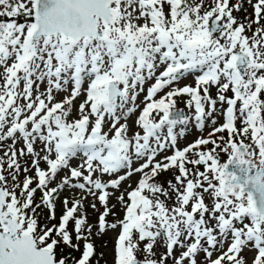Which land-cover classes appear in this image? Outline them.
<instances>
[{
  "label": "snow or ice",
  "instance_id": "6c2138e0",
  "mask_svg": "<svg viewBox=\"0 0 264 264\" xmlns=\"http://www.w3.org/2000/svg\"><path fill=\"white\" fill-rule=\"evenodd\" d=\"M5 144L0 264H264V0H0Z\"/></svg>",
  "mask_w": 264,
  "mask_h": 264
},
{
  "label": "rangeland",
  "instance_id": "374dc122",
  "mask_svg": "<svg viewBox=\"0 0 264 264\" xmlns=\"http://www.w3.org/2000/svg\"><path fill=\"white\" fill-rule=\"evenodd\" d=\"M245 7H247V5H245ZM248 11H249V13L251 12V8H250V7L248 8ZM182 83H192V77L189 76L186 80L182 81ZM145 87H147V85H146ZM60 98H61L60 96L57 97V99H60ZM141 100H143V94H142L141 97L138 99L137 103H140ZM76 103L78 104V103H79V100H78ZM142 107H143V104H141V108H142ZM217 107L219 108V105H217ZM177 108H179V109H183V110L185 111V113H187L189 116H191V115L193 114V113L190 112L187 108H185V104H184L183 100H181L180 102H178V104H177ZM193 111H194V110H193ZM136 115H138V113H137ZM135 118H136V117H135V115H134V116L132 117V119L129 121V124H130V125L132 124V121H133ZM217 121H218V123H222V117L219 116L218 114H217ZM192 124H194V121H192ZM190 128H191V130L187 133L186 138L180 142V145H179L180 147H183V146H185L187 143H190V142L194 141V140L197 138V136L200 135V133H198V132L195 130L194 127H191V126H190ZM207 130H208V129L206 128V130H205V135H206V133H207ZM8 143H10V141H9ZM5 145H6L5 147H7V144H5ZM21 146H22L21 143H18V144L16 145L17 148H20ZM4 150H6V148H3V149L0 150V156L3 155V151H4ZM5 159H6V158H5ZM30 160H31L30 157H24V158H22L21 161H20L22 167L25 165V161H28V162L30 163ZM41 167H44L43 163L41 164ZM30 174H31V173H30ZM21 179H23V176H21ZM137 179H138V177H135V176H134V177L131 179V181H129L128 183H131L132 186L135 187V183H136V180H137ZM126 186H127V184H125L123 187H126ZM123 187H122L121 191H123ZM37 202H39V199L37 200ZM110 203H116V201L113 199V200L110 201ZM89 211H90V213H91V210H89ZM114 211L117 213V215H116L115 217L110 216V217L108 218L110 221H114V220H116V219H121L122 216H123V213L120 211L119 205H117V208L114 209ZM59 212H60V208H59V206H58V208H57V213L59 214ZM90 218H91V216H90ZM116 235H117V232H116V231H109V232L107 233V235H105V236L103 237V239H99V238H97V239L95 240V241L97 242V243H95V245H96V246L99 245V249L101 250V252L103 253V255H105V258H106V261H107L106 264H113V240H115ZM105 244H106V246H104ZM156 250H157V252L161 251L160 248H157ZM247 253H248V252H247ZM247 253H245L246 256H247ZM250 254H251V257H252L253 253L250 252ZM251 257H249V259H251Z\"/></svg>",
  "mask_w": 264,
  "mask_h": 264
},
{
  "label": "trees",
  "instance_id": "16d2710c",
  "mask_svg": "<svg viewBox=\"0 0 264 264\" xmlns=\"http://www.w3.org/2000/svg\"><path fill=\"white\" fill-rule=\"evenodd\" d=\"M233 2H235V0H233ZM234 15H237L238 17H242L244 15L243 12H240V13H234Z\"/></svg>",
  "mask_w": 264,
  "mask_h": 264
}]
</instances>
